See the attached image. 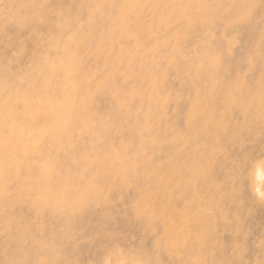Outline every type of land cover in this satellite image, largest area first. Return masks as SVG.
I'll use <instances>...</instances> for the list:
<instances>
[{
    "label": "rangeland",
    "instance_id": "rangeland-1",
    "mask_svg": "<svg viewBox=\"0 0 264 264\" xmlns=\"http://www.w3.org/2000/svg\"><path fill=\"white\" fill-rule=\"evenodd\" d=\"M124 1L0 0V137L9 141L0 145V264H264V203L242 179V162L264 155L258 103L246 117L234 110L221 132L208 125L219 123L234 87L264 93V0H248L244 18L227 12L238 0L204 15L198 0H175L168 8L188 10L194 22L186 28L172 16L169 33L178 39L153 36L165 2L141 0L120 55L112 29ZM136 34L145 43L139 51L130 49ZM204 52L218 57L215 73ZM69 56L81 68L67 83L66 69L52 64ZM203 106L215 118L184 137L188 114ZM67 116L76 129L68 125L56 141L52 127ZM40 129L49 134L38 137ZM34 138L38 151L27 153ZM188 154L200 169L181 182L174 172ZM121 155L127 161L113 166ZM177 220L173 235L188 233L173 252L168 226Z\"/></svg>",
    "mask_w": 264,
    "mask_h": 264
},
{
    "label": "bare ground",
    "instance_id": "bare-ground-1",
    "mask_svg": "<svg viewBox=\"0 0 264 264\" xmlns=\"http://www.w3.org/2000/svg\"><path fill=\"white\" fill-rule=\"evenodd\" d=\"M139 1H141V0H125L124 1V5L125 6L127 5V8L124 9L122 13L118 14L119 19L117 21H115V24L113 26V29H112L113 33H114V31H119L120 32V45H121L120 49H119L120 55H126L125 53H127V51H124V49H125V47L128 48V44H130V43H128L129 41L127 42V40H128L127 38H130V36H128L129 31H130V29H129V18L132 15V14H130V12L134 13L136 11V9H138ZM145 1H147V3H148L147 6H150V7L154 8L156 6V4L159 1L161 2L162 0H145ZM163 1L165 2V6L162 8V11L158 12L155 17L153 16V21L154 22H152L151 26H153V25H157V26H156V30L153 29L155 31L152 34H155L153 36H158V34H160V33H162V35L165 33L167 37L171 36L169 38H177L178 39L180 33H177V32L169 33L171 31L170 30V23H171L170 21L172 19V16H174L175 13L178 14V15L175 16V19H178V20H181L182 22H184L185 26H187L186 28H190L191 25L194 22H192L193 20H192V17L190 15V12L188 10H182L181 12L180 11L178 12L177 8H174V7H171V8L169 7L168 8L167 5L169 3H176L175 0H163ZM238 1H240V5L236 7V11L234 12V9L231 8L227 12H229L230 14H233L234 17L236 16L237 18H244L245 15H247V13L250 11L252 3L249 2L248 0H238ZM187 2H189V1H187ZM221 2H223V0H198V3L196 4V6H198L200 8V14L204 15L206 13H209V11H211V10H215L219 6V4ZM234 2L232 4H234ZM224 4H225V2H224ZM125 6H124V8H125ZM158 29H159V31H158ZM161 29H162V32H161ZM131 36H132V34H131ZM135 37H136L135 43H133V45H131L132 48H130V49H134V50L138 49L137 51H139L141 48H143L145 46V43L142 42V38L139 37L138 34H136ZM164 44H165V42H163L160 45L158 44L156 46H153L151 51H154V50L158 49L159 47L163 46ZM128 51H129V48H128ZM202 54L203 55H201L200 59H202V61L203 60L207 61L211 65L210 66V72L215 73L214 71L216 70V68L218 66V63H219L218 57L213 56V55L206 57L207 54L205 52L202 53ZM52 66H54V67L61 66V67L66 69V71H67V79H66L67 83H70L71 81L73 82V78L79 74L80 68H81L80 64H79V60L77 61L73 56H69L66 60H63V61L61 60L59 63H56V64L54 63V64H52ZM200 73H198L193 78H195V80H196ZM156 82H157V78L155 77V78H153V84H156ZM99 83H100V88H103V86L105 84L104 81H101ZM262 83L264 84V80H262ZM244 90L247 92V94H244ZM198 91H200V90H198ZM96 92L97 91L94 92L92 90L91 93L88 92L85 97H82L81 104H80L82 106V108L84 107L85 103H87V99L89 97H92V96L96 95ZM263 99H264V93L261 90L256 91V92L250 91V89L248 87H246L244 84H241V85H238L237 87H234L233 90L229 94V98H228V102H227V106H226L225 112H221V116L219 117V119H220L219 123L216 122L217 124H215V123L212 124L213 119H212V121L210 119V124H208L209 125V129L212 128V129H214L215 132H221L226 126L225 123H227L226 120H227V117H229L228 115H232L234 113V110H240L241 114L243 115V117H246L247 114H248V113H246L248 111L247 110L248 106L254 101L256 103H258L257 111H258L259 116H258L257 119L258 120H261V119L264 120V112H263L264 111V107L261 108V105H260V104L263 103ZM205 100H206L205 98L202 100L203 104L206 103ZM123 102H125V101H123ZM118 105L121 108H126L127 109L126 103L125 104L121 103V104H118ZM206 107L207 106H205V107L203 106L202 108L195 107V108H193L190 111V113L187 116V118L189 120V123L187 124V128H188V134L191 135V136H189L187 134V135H184V137L187 136V138H190V137L191 138H196L197 137V134H196L197 132L196 131H198L201 128L202 122L204 121V119L206 117H208L207 115L210 114L211 118H212V116H213V118H215L214 114L211 111H209L208 114H207L206 109H205ZM242 112H244V113H242ZM150 114L151 113L146 115V118H147L146 119V124H147V126H149V124H151ZM71 116L73 117V114H71ZM72 117L67 116L66 118H63V119L59 120L56 123V126L52 127V128H54L56 130V134H57V138L55 139L56 141L63 140V137L65 136L66 128H67L68 125H71L73 130L76 129V125L74 124V120H73ZM15 122L18 125H20V126L22 125L21 122L18 121V120H15ZM15 122L13 123L14 131L17 130L16 129L17 125H16ZM204 125H203V127H204ZM168 126L170 127L169 128V132H170L171 137L172 138L173 137L177 138L178 135H179V132H178L177 128L174 127V126H170L169 124H168ZM21 130L25 131V127L23 128L21 126ZM209 132H208V134H209ZM36 134L39 137V136L48 135L49 132L47 130H43L42 131L40 129V131L38 133H36ZM39 144H40V141L37 138L30 139V141L24 145V149L26 150L27 153H32V151H36L37 152ZM0 145H2L3 147H8L9 146V141H7L4 136H1L0 137ZM204 150H206L208 152L206 147H205ZM183 151H185V150H183ZM119 155L117 154V156H119ZM8 157H12V154H9ZM120 157H121V159H119V157L117 159V160L120 161L119 164H114L113 163V166L121 165V164L125 163L129 156L128 155L127 156L126 155H121ZM184 158L185 159L187 158V160L184 162V164L180 165L178 172L177 171L174 172V173H180V175H182L181 178H180L181 182H182L183 178H184L185 182L189 181L191 179H194L192 177H194L198 173V171L200 169L199 166L195 165L192 161L189 160L190 159V155L189 154L188 155H184ZM42 162H46V161L44 160ZM7 165H8L9 169H11V168L14 169V165H15L14 162L13 163L12 162H8ZM45 165L48 166V167H51L50 163L48 161L43 166H45ZM181 170H183V171L180 172ZM54 172H55V170H54ZM4 174L5 173L3 172V174L0 175V182H1L0 183V187L2 186V183H3L2 179L4 180V178H5ZM52 174H54V173H52ZM46 178L47 179H54V178H52V176H47ZM51 181H49V183H51ZM54 184L55 183L51 184V186H49V187L54 188ZM154 186H153V190H156L158 186L157 185L155 187ZM1 189H2V187H1ZM42 195H44V194H42ZM49 199H50V197H47V201ZM47 201L45 199L41 200L42 203L43 202H47ZM36 202H38V201H36ZM157 213H158L159 216L162 215L161 213L159 214V212H157ZM157 213H155V214H157ZM155 216H154L153 213L150 215V217L152 218L153 221H156ZM177 226H178V220L175 221V222L170 223V225L168 226V231H170L172 233V235H171L172 245L170 244L169 247H170L171 251H173V252L174 251L178 252L179 248L181 247L182 242L185 240V235L188 233V231H186L185 233H180L179 235H173V231L177 228ZM184 226H185L186 229H188L189 224L188 223H184ZM203 236L206 238V240H208V238L210 236L209 232H205V234ZM200 239L203 240V238H200ZM204 249L206 250L207 247H205ZM171 251H169V252H171ZM40 264H45V263L41 261Z\"/></svg>",
    "mask_w": 264,
    "mask_h": 264
},
{
    "label": "snow or ice",
    "instance_id": "snow-or-ice-1",
    "mask_svg": "<svg viewBox=\"0 0 264 264\" xmlns=\"http://www.w3.org/2000/svg\"><path fill=\"white\" fill-rule=\"evenodd\" d=\"M243 182L250 187L256 197L264 203V155L258 160L253 158L249 162H242Z\"/></svg>",
    "mask_w": 264,
    "mask_h": 264
}]
</instances>
